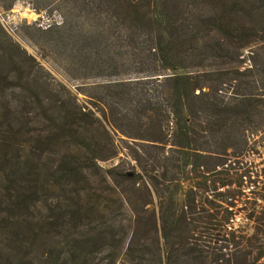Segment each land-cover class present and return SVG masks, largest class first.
<instances>
[{"label":"trees","instance_id":"obj_1","mask_svg":"<svg viewBox=\"0 0 264 264\" xmlns=\"http://www.w3.org/2000/svg\"><path fill=\"white\" fill-rule=\"evenodd\" d=\"M47 1L61 22L37 46L122 144L105 171L133 217L122 264H264V189L231 194L226 165L264 132V57L239 59L264 42V0ZM102 190L79 186L87 213Z\"/></svg>","mask_w":264,"mask_h":264},{"label":"rangeland","instance_id":"obj_2","mask_svg":"<svg viewBox=\"0 0 264 264\" xmlns=\"http://www.w3.org/2000/svg\"><path fill=\"white\" fill-rule=\"evenodd\" d=\"M58 22L47 0H0V264H122L115 239L130 234L133 217L105 173L125 160L122 144L37 46L33 31ZM252 51L264 57V42L243 50L244 66ZM249 137L226 162L231 194L264 189V132ZM82 183L106 195L92 214ZM240 204L230 231L247 239L255 227Z\"/></svg>","mask_w":264,"mask_h":264}]
</instances>
